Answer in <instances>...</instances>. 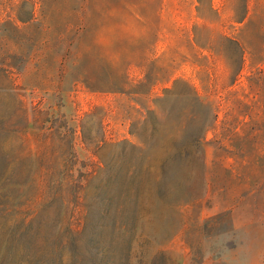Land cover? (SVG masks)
<instances>
[{"label": "rangeland", "instance_id": "obj_1", "mask_svg": "<svg viewBox=\"0 0 264 264\" xmlns=\"http://www.w3.org/2000/svg\"><path fill=\"white\" fill-rule=\"evenodd\" d=\"M35 1L0 9V264H264V0ZM42 163L83 186L27 206Z\"/></svg>", "mask_w": 264, "mask_h": 264}, {"label": "trees", "instance_id": "obj_2", "mask_svg": "<svg viewBox=\"0 0 264 264\" xmlns=\"http://www.w3.org/2000/svg\"><path fill=\"white\" fill-rule=\"evenodd\" d=\"M25 5L29 3V7L24 8L22 12L28 13L29 16H23L18 11H15V6H12L11 0H8L5 3V0H0V9L1 6L4 5L6 7H9V10L7 11V15L11 18L18 17L22 21L30 20L35 16L36 12V1L35 0H24L23 2ZM47 2L45 0L41 1V5L43 8H45ZM248 0L245 2V14L239 18V21H243L249 12V6H248ZM15 11V12H14ZM15 13V16L14 14ZM225 39L227 41L228 46L232 50V52L239 53V55L236 56H230L229 61L232 66H235V78L239 76L242 69L244 68L246 64V49L242 46L240 40L238 37L233 35H225ZM253 53V52H252ZM263 62H264V52H263ZM259 72L264 77V67H261ZM193 91L195 92L197 98L199 101H202L198 90L194 87H192ZM16 91V90H15ZM21 104H24V101L20 100ZM39 111H44L43 109L39 108ZM216 116L217 113H214ZM29 119V118H28ZM207 130H203L200 132H197V134H193L191 137V143H198V140H201L206 133ZM235 132H233L234 134ZM174 152L170 153L168 157H174ZM179 157H183L184 159L189 160H198L200 157H202V153L198 150H191L186 144L181 145L180 148L177 150L176 153ZM175 154V155H176ZM76 155V154H74ZM75 163V162H74ZM41 165H44L42 169H44L42 172H40L38 175H35L31 178L30 182L34 185V193L27 199V201L24 204H27V206H32V204H43V200L45 198H49L52 196L53 200L57 197H63L65 196V192L69 187L72 186H83V180L82 179H76L74 177V173L71 172L69 174H63L60 177L50 175V168L52 165H47L45 163H42ZM72 168V167H71ZM130 170L126 172V178L129 176ZM29 181V180H28ZM73 181V183H72ZM29 182V183H30ZM81 194L77 192V199L81 198ZM85 197V195H84ZM130 199L129 189L125 184L120 187L119 192L116 194L115 197H107L104 200V209H103V215L105 219H108V226H111L115 231L118 230L120 234L123 236H126L127 234H130L131 231V223L129 219L125 216L128 210L127 202ZM82 205L84 204L83 201L81 202ZM23 203L21 204L22 207ZM36 210L31 209V211L25 216V220H29L30 222L35 218Z\"/></svg>", "mask_w": 264, "mask_h": 264}]
</instances>
